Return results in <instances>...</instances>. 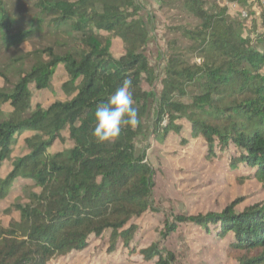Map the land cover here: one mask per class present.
<instances>
[{"label":"trees","instance_id":"trees-1","mask_svg":"<svg viewBox=\"0 0 264 264\" xmlns=\"http://www.w3.org/2000/svg\"><path fill=\"white\" fill-rule=\"evenodd\" d=\"M139 1L0 0V173L11 166L0 174V202L16 181L31 184L26 202L7 211L18 219L0 223V264H48L92 239H107L110 253L121 243L147 264H178L163 245L180 225L227 241L235 264H264L263 204L238 210L237 199L220 212L158 213L155 171L136 149L140 136L179 135L184 123L208 160L251 171L264 189V0H156L164 17L176 11L165 17L159 75L145 54L152 16L140 14ZM229 5L239 12L231 15ZM58 68L67 99L32 106L33 92L51 90ZM126 79L140 123L100 143L91 135L95 109ZM21 136L26 153L14 158ZM65 138L70 148L51 154ZM149 212L163 215L160 241L137 250L133 222Z\"/></svg>","mask_w":264,"mask_h":264},{"label":"rangeland","instance_id":"rangeland-1","mask_svg":"<svg viewBox=\"0 0 264 264\" xmlns=\"http://www.w3.org/2000/svg\"><path fill=\"white\" fill-rule=\"evenodd\" d=\"M259 2V1H258ZM143 17L152 16L150 21V43L145 49L150 65L159 75L165 62L166 43V19L175 15L171 11L164 15L166 10L160 11V4L156 0H140ZM231 15L237 14L239 9L235 5L228 6ZM255 15L259 14L255 8ZM246 15V11L242 12ZM243 16H241L243 18ZM248 25V19L245 22ZM244 23V24H245ZM29 46L24 45L27 51ZM122 45L119 40H114L111 47L112 55L117 58L122 54ZM65 74L62 68H58L53 76L51 90L33 92L32 106L40 104L47 107L55 100L64 101L66 96L61 90ZM156 87H158V81ZM1 85V80H0ZM145 90H149L146 83ZM33 91V90H32ZM8 111V107H3ZM151 117V115H150ZM65 136V135H64ZM21 136L15 143L12 156L19 157L26 153L23 138ZM66 137V136H65ZM181 139L186 144H181ZM71 143L56 142L50 149L51 154L70 148ZM138 151L145 149L146 159L155 171L154 201L158 213H207L220 212L230 202L240 199L237 209L242 210L256 204L264 205V189L256 179L251 177V171L241 169L230 170L225 159L211 160L206 158L204 143L198 138L189 137V129L183 123V129L179 135L172 133L164 136L159 133L156 136L142 135L136 141ZM11 169L6 163L1 170V176ZM247 177V178H245ZM242 178H245L241 182ZM31 186L30 182L18 180L14 184L9 196L0 202V223L7 226L10 220H17L16 212L7 213L16 202L25 203V190ZM37 191V190H35ZM162 214L146 213L133 222L137 227L131 247L137 250L144 249L152 243L159 242V230L162 229ZM161 244V243H160ZM107 239L90 240L86 250L80 253H72L68 256H58L50 260L48 264H147L138 254H130L127 249L117 244L114 252H108ZM163 247L171 250L176 255L178 264H235L238 254L229 250L227 241H217L203 231L192 225H180ZM136 251V250H135Z\"/></svg>","mask_w":264,"mask_h":264},{"label":"clouds","instance_id":"clouds-1","mask_svg":"<svg viewBox=\"0 0 264 264\" xmlns=\"http://www.w3.org/2000/svg\"><path fill=\"white\" fill-rule=\"evenodd\" d=\"M131 80H124L106 103L97 105L94 113L95 126L91 135L100 143L117 139L122 127L139 125L138 110L134 107Z\"/></svg>","mask_w":264,"mask_h":264},{"label":"built area","instance_id":"built-area-1","mask_svg":"<svg viewBox=\"0 0 264 264\" xmlns=\"http://www.w3.org/2000/svg\"><path fill=\"white\" fill-rule=\"evenodd\" d=\"M261 3H263V0L260 1ZM245 16V15H244Z\"/></svg>","mask_w":264,"mask_h":264}]
</instances>
